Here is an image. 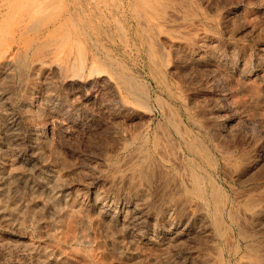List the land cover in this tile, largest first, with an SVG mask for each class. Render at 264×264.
I'll return each mask as SVG.
<instances>
[{
  "label": "rangeland",
  "instance_id": "1",
  "mask_svg": "<svg viewBox=\"0 0 264 264\" xmlns=\"http://www.w3.org/2000/svg\"><path fill=\"white\" fill-rule=\"evenodd\" d=\"M141 2L145 0H0V172L10 168L13 174L12 178L0 180V204L15 211L11 226L0 224V264H9L15 259L12 242L19 239L57 244L69 253L79 254L88 264H188L195 250L199 258L194 254L193 264L200 259L203 262L198 264H264V219L247 217L243 213L248 198L264 191V181L260 176L262 172L264 174V148L259 147L264 144V82L251 75L254 58L258 55L264 58V0H164L166 6L149 25L137 17L136 8ZM169 3L181 8L174 6V9ZM34 7L37 8L33 10ZM26 10L31 11L26 14ZM66 11L74 14L65 22L62 18ZM83 23L92 28L98 48L84 38H72ZM147 34L151 41L143 39ZM199 34L207 35L214 40L213 45L219 47L209 59L208 63H213L211 65L191 62L190 65L187 54L180 52L177 55L179 53L175 52V41L197 43ZM64 50L66 55L62 57ZM104 53L114 57L116 71L119 70L120 79L112 82L116 97L127 106L120 109L121 112L112 105L111 92L101 93L88 81L93 59L99 56L103 59ZM47 55L50 60L66 66L65 74L79 77V84H64L49 61L50 65L47 62L43 65L34 63L39 57L47 58ZM177 56L182 57V61ZM242 61L248 68V75L244 72L241 74L243 77H239L236 70L239 72ZM94 64L105 69L103 63ZM107 97L110 104L107 106L105 103L104 106ZM45 99H51L49 108L43 105ZM59 122L65 124L64 129ZM34 128L45 137L36 139ZM154 134L163 141L165 148L168 144L176 152L184 148V136H188L194 145L202 142L205 146L199 151L196 161L203 166L201 169L208 177V172L213 175L211 180L214 179L219 192V195L215 193L217 197L221 200L228 197L221 223H216V215L212 210L210 212L218 241L209 247L213 248L211 252L201 246L199 240L196 245L197 240H188L182 246L177 245L179 249L169 246L166 251L165 248L158 251L147 243V238L153 235L146 227L147 223L136 219L132 227L139 230V243L153 248L152 251L146 247L143 250L139 244L143 254L149 252L140 263L135 261L138 258L133 254L136 244L134 246L131 232L122 229L123 233L121 227L113 223L118 212L129 215L135 206H145L148 196L146 193L135 194L124 182L116 180L114 165L131 153L134 144L138 145L142 139L151 138ZM136 135L139 136L137 141H132ZM118 142L124 146L117 147ZM167 148L173 153L171 147ZM222 148L229 157L240 162L239 166H227L226 155L218 151ZM113 156H117L118 162L116 158L113 160ZM185 158L187 165H196L187 156ZM253 159H258V164L250 168L249 161ZM238 168L247 170V174L238 177ZM52 170L60 177L58 184L61 189L66 193L74 191L81 194V207L88 209L89 215L91 197L87 183L93 179L94 185L107 195L106 201L114 210L113 219L109 221L90 215L94 221L91 224L68 214L58 220L65 201L60 200L56 205L46 203L55 185L49 179ZM220 193L225 194L224 197ZM103 201L100 206L106 202ZM30 205L33 206L32 211L27 209ZM57 223L59 227H56ZM180 247L190 260L180 257L183 254ZM168 249L171 253L167 252ZM163 250L167 253L163 254ZM154 252L166 257L157 253L158 258ZM201 252L209 256L201 255Z\"/></svg>",
  "mask_w": 264,
  "mask_h": 264
},
{
  "label": "bare ground",
  "instance_id": "2",
  "mask_svg": "<svg viewBox=\"0 0 264 264\" xmlns=\"http://www.w3.org/2000/svg\"><path fill=\"white\" fill-rule=\"evenodd\" d=\"M43 0H41L42 2ZM164 0H145V2H141V4L139 5V8H136V14L137 17H139V20H143L147 25H149L151 22V19H153V17L157 14H159V11L162 10L166 4L163 2ZM34 2V1H33ZM175 2V0H174ZM182 2V0H181ZM11 4V3H10ZM17 4V3H16ZM19 4V3H18ZM171 3H169L170 5ZM183 4V3H182ZM256 4V3H255ZM1 5V4H0ZM41 5V4H40ZM40 5H36L37 7H40ZM44 5V4H42ZM172 5V4H171ZM170 5V6H171ZM10 6V5H8ZM16 6V5H15ZM45 6V5H44ZM50 6V5H49ZM174 6H176L174 4ZM171 6V7H174ZM178 6V5H177ZM176 6V7H177ZM183 6V5H182ZM188 6V5H185ZM37 7H34L33 10H35ZM47 7V6H46ZM41 8V7H40ZM42 8H44L42 6ZM49 8V7H48ZM178 9H180L179 7H177ZM45 9V8H44ZM175 9V7H174ZM224 9V8H223ZM1 11V10H0ZM11 11V10H10ZM13 11V10H12ZM31 11V10H30ZM30 11L26 10V14L30 13ZM41 11V10H40ZM168 11V10H167ZM184 11V10H183ZM222 11V10H221ZM240 11V10H239ZM25 12V11H23ZM171 12V11H168ZM166 12V13H168ZM1 13V12H0ZM173 13V12H172ZM171 13V14H172ZM24 14V13H23ZM74 12L71 11H66V13L64 14L62 20H65V22L68 19H72ZM163 14V13H162ZM170 14V13H169ZM251 14V12H250ZM257 14V13H256ZM41 15V14H40ZM174 15V14H172ZM1 16V15H0ZM6 16V15H5ZM27 16V15H26ZM256 16V15H255ZM134 17V16H133ZM176 17V16H175ZM1 18V17H0ZM44 18V17H43ZM136 18V17H135ZM178 18V15H177ZM229 18V17H228ZM84 19V18H83ZM163 22L165 20V18H163ZM241 19V18H240ZM264 19V18H263ZM173 20V19H172ZM40 21V20H39ZM147 21V22H146ZM87 22V21H86ZM231 22V21H230ZM154 23V22H153ZM161 24V23H160ZM175 24V23H174ZM184 24V23H183ZM252 24V23H251ZM51 25V24H50ZM79 25V23H78ZM168 25V24H167ZM202 26V25H201ZM225 27V26H224ZM237 27V26H236ZM80 30L77 32V34L75 36H72V38H84L86 41H91V44L93 47L98 48L97 44H96V36L95 34L92 32V28L88 25V24H82L80 26ZM263 28V27H262ZM154 29V28H153ZM195 29V28H193ZM228 29V28H227ZM225 29V30H227ZM155 31V30H154ZM258 31V30H257ZM193 32V31H192ZM34 33V32H33ZM184 33V32H183ZM224 33V32H223ZM202 34V33H201ZM200 35V34H199ZM242 35V34H241ZM102 36V35H101ZM255 36V35H254ZM98 38V37H97ZM146 41H151L150 40V36L147 34L144 36L143 38ZM213 39V38H212ZM156 41V39H155ZM214 40H210L208 38L207 35H200L199 37V41L197 43H191V42H187V41H175L174 45L176 46L175 48V52L179 53L177 55H180V52H182L183 54H187V58L189 60V64L191 65V63L194 64H199V65H211L212 63V59L210 60L211 63L209 64V59L212 58V54L217 51L219 49V47L216 45H213ZM169 42V41H168ZM215 43V42H214ZM73 44V43H72ZM90 44V43H89ZM90 44V45H91ZM103 44V43H102ZM157 44V43H156ZM218 44V43H217ZM3 45V44H2ZM89 45V46H90ZM99 46V45H98ZM129 46V45H128ZM157 48L159 49V44H157ZM248 46V45H247ZM101 47V46H100ZM218 47V48H216ZM261 47V46H260ZM156 48V47H155ZM233 48V47H232ZM236 49V48H235ZM243 49V48H242ZM97 50V49H96ZM161 50V49H159ZM158 51V50H157ZM214 51V52H213ZM105 52V51H103ZM102 52V54H103ZM161 52L163 53V51L161 50ZM226 52V51H225ZM230 52V51H229ZM172 53V52H171ZM235 53V52H234ZM48 54V53H47ZM97 54V53H96ZM105 54V53H104ZM161 54V53H159ZM164 54V53H163ZM221 54V53H220ZM62 57H64L66 55L65 50L62 52ZM173 55V54H172ZM212 55V56H211ZM216 55V54H215ZM225 55V54H224ZM59 56V55H58ZM155 56V55H154ZM160 56V55H158ZM183 58L184 56L181 55ZM211 56V57H210ZM39 57V56H38ZM44 57V56H43ZM100 57V56H99ZM96 57V59H93V65H91V67L89 68V80L90 81V85H93L97 88L96 90L101 92V93H107V92H111V95L113 96L112 98V105L116 106L115 109H125L127 106L126 104H124V102L116 97V91L114 89L113 86V79H120V76L118 74L119 70L116 71V65H115V61H114V57L110 56V54L106 53L104 58L101 59V57ZM161 57V56H160ZM178 58H180V56H177ZM177 57H175L176 59H178ZM181 57V58H182ZM185 57V58H186ZM245 57V56H244ZM243 57V58H244ZM48 58V55H47ZM41 58L39 57L38 59L35 60L34 63L43 65L44 63L46 64L47 61L50 62L51 66L53 67V71L56 72V75L58 74L60 77H62V82L64 84H79L80 78L70 75V74H65L66 71V66L63 65L62 63L56 62L55 60H50V58ZM54 58V57H52ZM59 58V57H58ZM157 58V57H156ZM164 58V55H163ZM162 58V59H163ZM180 58V59H181ZM184 58V59H185ZM214 58V57H213ZM223 58V57H222ZM242 58V59H243ZM161 59V60H162ZM179 59V61H180ZM221 59V58H220ZM215 60V59H214ZM244 60V59H243ZM251 60V59H250ZM62 61V60H61ZM164 61V60H163ZM175 61V60H174ZM182 61V59H181ZM248 61V60H247ZM246 61V62H247ZM95 62H99V64H104V68H97V66L94 64ZM177 62V61H176ZM175 62V63H176ZM191 62V63H190ZM182 63V62H180ZM178 63V64H180ZM185 63H188L185 61ZM48 64V62H47ZM48 64V65H50ZM163 64V63H162ZM177 64V63H176ZM213 64V63H212ZM217 64V63H216ZM214 63V65H216ZM219 64V62H218ZM241 67L238 68V71L236 70V75H240L242 73H244L245 75L247 73V69L244 67L245 62L242 61L240 63ZM252 64V63H251ZM73 65V63L71 64ZM166 65V64H165ZM184 65V63L182 64ZM179 65V66H182ZM189 65V66H190ZM39 66V65H38ZM50 66V67H51ZM175 66V65H173ZM178 66V65H176ZM185 66V65H184ZM183 66V67H184ZM188 66V65H187ZM195 66V65H194ZM246 66V65H245ZM101 67V66H99ZM170 67V66H169ZM198 67V66H197ZM201 67V66H200ZM205 67V66H204ZM207 67V66H206ZM215 67V66H214ZM217 67V65H216ZM222 67V66H221ZM71 68V67H69ZM174 68V67H172ZM171 68V69H172ZM194 68V67H193ZM212 68V67H211ZM250 68V67H249ZM21 69V68H20ZM41 69V68H40ZM52 69V68H51ZM178 69V68H177ZM195 69V68H194ZM203 69V68H202ZM206 69V68H205ZM204 69V70H205ZM209 69V68H208ZM213 69V68H212ZM211 69V70H212ZM215 69V68H214ZM219 69V68H218ZM123 70V69H122ZM190 70V69H189ZM223 70V69H222ZM49 71V70H48ZM171 71V70H170ZM174 71V70H172ZM176 71V70H175ZM202 71V70H201ZM200 71V73H201ZM206 71V70H205ZM216 71V69H215ZM70 72V71H69ZM189 72V71H188ZM187 72V73H188ZM198 72V71H197ZM213 72V71H212ZM218 72V71H217ZM220 72V71H219ZM199 73V74H200ZM203 73V72H202ZM210 73V72H209ZM233 73V72H232ZM239 73V74H238ZM175 74V73H174ZM198 74V75H199ZM243 74V75H244ZM250 74V73H249ZM49 75V74H48ZM80 75V74H79ZM179 75V74H178ZM196 75V74H195ZM201 75V74H200ZM207 75V74H206ZM216 75V74H215ZM235 75V76H236ZM251 75L258 76V78L261 79V81L264 82V58L261 57L260 55L256 56L254 58V65H253V69H252V73ZM183 76V75H182ZM186 76V75H185ZM197 76V75H196ZM204 76V75H203ZM242 76V75H241ZM252 76V77H253ZM217 77V76H216ZM243 77V76H242ZM253 77V78H254ZM176 78V77H175ZM219 78V77H218ZM227 78V77H226ZM257 78V79H258ZM210 79V78H209ZM87 80V79H86ZM234 80V79H233ZM238 80V79H237ZM53 81V80H52ZM216 81V80H215ZM224 81V80H223ZM228 81V80H227ZM231 81V80H230ZM239 81V80H238ZM260 81V80H259ZM210 82V81H208ZM92 83V84H91ZM206 83V82H205ZM241 83V81H240ZM81 84V83H80ZM195 84V83H194ZM193 84V85H194ZM230 84V83H229ZM55 85V84H53ZM123 86V85H122ZM248 86V85H247ZM50 87V86H49ZM55 87V86H54ZM76 87V86H75ZM201 87V86H200ZM89 88V86H88ZM127 88V87H126ZM138 88V87H137ZM249 88V87H248ZM84 92V91H83ZM94 92H96L94 90ZM234 92V91H233ZM54 93V91H53ZM56 93V92H55ZM54 93V94H55ZM185 93V92H184ZM238 93V92H237ZM240 93V91H239ZM238 93V94H239ZM97 94V93H96ZM171 94V93H170ZM254 94V93H253ZM53 95V94H52ZM106 95V94H105ZM58 96V95H57ZM103 96V95H102ZM107 96V95H106ZM111 96V97H112ZM196 96V95H195ZM53 97V96H52ZM63 97V96H61ZM47 98V97H46ZM108 98V97H107ZM105 98V99H107ZM227 98V97H226ZM101 99V98H100ZM2 100V99H1ZM46 101H44V106L45 107H50V100L51 99H45ZM93 100V99H92ZM141 100V99H140ZM62 101V100H61ZM66 101V100H65ZM102 103L104 102V100L101 101ZM100 102V103H101ZM109 98L107 99V102H104L103 105L106 103H109ZM30 103V102H29ZM62 103V102H61ZM60 103V105H61ZM192 103V102H191ZM64 104V102H63ZM110 104V103H109ZM139 104V103H138ZM204 104V103H203ZM58 105V104H56ZM58 105V106H60ZM102 105V104H100ZM105 106V105H104ZM108 106V104H107ZM160 106V105H159ZM52 107V106H51ZM54 107V106H53ZM62 107V106H61ZM80 107V106H79ZM100 107V106H99ZM112 107V106H111ZM59 108V107H57ZM86 108V107H85ZM105 108V107H104ZM108 108V107H107ZM143 108V107H142ZM61 109V108H60ZM79 109V108H78ZM84 109V108H83ZM113 109V107H112ZM164 109V108H163ZM58 110V109H57ZM56 113L58 114L59 112H62L60 110L57 111ZM103 110V109H102ZM106 110V109H105ZM261 110V109H260ZM50 111V110H49ZM52 111V110H51ZM118 111V112H119ZM122 111V110H121ZM120 111V112H121ZM124 111V110H123ZM264 111V110H263ZM165 112V111H164ZM131 113V112H130ZM61 114V113H60ZM108 114V113H107ZM167 114V113H166ZM209 114V113H208ZM116 116V115H114ZM56 118V117H55ZM54 118V119H55ZM114 118V117H112ZM239 118V117H238ZM246 118V117H245ZM252 118V117H251ZM250 118V119H251ZM258 118V117H257ZM148 119V118H147ZM242 119V118H241ZM139 120V119H138ZM260 120V119H259ZM64 121V120H63ZM135 122V121H134ZM139 122V121H138ZM252 122V121H250ZM52 123V122H51ZM132 123V122H131ZM260 123V122H259ZM61 127H63L62 122L58 123ZM127 124V123H126ZM129 124V123H128ZM141 124V123H140ZM253 124V123H252ZM65 125V124H64ZM109 125V124H108ZM158 125V124H157ZM68 126V125H66ZM65 126V127H66ZM11 127V126H10ZM9 127V129H10ZM90 127V126H89ZM93 127V125L91 126V128ZM230 127V126H229ZM13 128V127H12ZM10 130H13V129ZM135 128V127H133ZM138 128V127H137ZM157 128V127H156ZM160 128V127H159ZM234 128V127H233ZM15 129V128H14ZM61 129H64L61 128ZM94 129V128H93ZM66 130V128H65ZM83 130V129H82ZM158 130V129H157ZM163 130V129H162ZM15 131V130H14ZM56 131V130H55ZM61 131V130H60ZM63 131V130H62ZM67 131V130H66ZM112 131V130H111ZM164 131V130H163ZM227 131V130H226ZM230 131V130H229ZM228 131V132H229ZM89 132V131H88ZM93 132V131H92ZM128 132V131H127ZM160 132V131H159ZM165 132V131H164ZM212 132V130H211ZM215 134L217 131H215ZM61 133V132H60ZM59 133V134H60ZM113 133V132H112ZM144 133V132H143ZM226 133V132H225ZM232 133V132H231ZM33 134L35 135L36 139H43L45 136H43V133L37 129L34 128L33 130ZM88 134V133H87ZM115 134V133H114ZM123 134V133H122ZM142 134V133H141ZM159 134V133H158ZM16 135V134H15ZM146 135V134H145ZM148 135V134H147ZM162 135V134H161ZM231 135V134H230ZM14 136V135H13ZM48 136V135H47ZM60 136V135H59ZM58 136V137H59ZM113 136V135H112ZM214 136V133H213ZM228 136V135H227ZM123 137V136H122ZM139 136L136 135L133 138H131V140L133 141L134 139L138 138ZM148 137V136H147ZM162 137V136H161ZM218 137V136H217ZM17 138V137H16ZM68 138V137H67ZM104 138V137H103ZM109 138V137H108ZM145 138V136H144ZM165 138V137H164ZM61 139V138H60ZM64 139V138H63ZM107 139V138H106ZM111 139V138H110ZM108 140V139H107ZM122 140V138H121ZM66 141V140H65ZM105 141V140H104ZM137 141V139H136ZM172 141V140H171ZM203 141V140H202ZM254 141V140H253ZM40 142V141H39ZM108 142V141H107ZM125 142V141H124ZM168 142V141H167ZM166 142V143H167ZM179 142V141H178ZM184 142V148H182V151L180 152H176V150L174 151V148H172L173 146H169L167 144L168 147H171L173 149V153L171 150H169L166 146L165 148V144L163 145V141L159 138H157L154 134V136H151V138H145L142 139L141 143L138 145L133 146V148H131V153L129 154V152L127 154L126 157H124V159L119 163V164H115V161L117 160V156L114 157L113 160L114 161L113 164L114 165V169L113 172L118 176V179L121 182H124V184H126L130 190H132L133 193H146L148 196L146 197V195L143 197H146L145 199V206L142 207H136L132 210L131 209V213L129 215L123 213V211L118 212L116 215V218L114 220L113 223H116L118 226H120L121 230H129L132 234L133 241H134V246L136 244V247L133 252V254H135L134 257L138 258L135 259V261H139L142 259H145V256L148 253H142L143 251H141V248H143V250L145 249V247L147 248V246L142 245L139 243V239H140V235L138 234V231L136 229H134L132 226L134 224V222L136 221V219H140L142 221H144L145 223H147V228L151 231V233H153L152 236H149L147 238V243L151 244V246L153 248H158L157 250L159 251V249L161 248H165L166 251V247L169 248V246L171 247V249L173 248V246H175L177 248V245L182 246L185 241H195V245L196 242H198L199 240V244L203 247H207V251L209 250V252H211V248L214 246L218 241H217V237L214 233V226L212 225V219H211V215L210 212L211 210L214 212V214L216 216V220L214 219V221H216V223H221V221H223V217H224V212L226 210L227 207V199H228V194H226L227 199H225L224 195L225 194H221L224 197L223 200H221L220 198L217 197L216 194L219 195V192L216 191V187H215V181L213 179V181L211 180V172H208L207 174L210 173V177H208L206 175V173H204V169H201V167L203 168L202 165H200L197 161L196 158H198L199 156V151L200 150H204L205 146L204 144L201 142L200 144L196 143V145H194V143L192 141H190V139L188 138V136H184L183 139ZM181 143V142H180ZM49 144V143H48ZM118 144L117 147H121L123 145V143L118 142L116 143V145ZM126 145V142L124 143ZM129 144L131 145L132 142H129ZM174 144V143H173ZM172 144V145H173ZM53 145V144H51ZM50 145V146H51ZM114 145V146H116ZM175 145V144H174ZM251 145V144H250ZM124 146V145H123ZM132 146V145H131ZM128 147V145H127ZM130 147V146H129ZM128 147V149H129ZM175 147V146H174ZM207 147V146H206ZM260 148H264V144L259 146ZM112 149V148H111ZM115 149V148H113ZM119 149V148H118ZM127 149V150H128ZM181 149V148H180ZM223 150H218L220 151V153L225 154L226 158V164L227 166H233L234 168L239 166L240 162L232 157H229L227 155V152L224 151V148H222ZM117 150V148L115 149V151ZM217 150V149H215ZM118 151V150H117ZM125 151V150H123ZM170 151V152H168ZM262 151V150H261ZM113 152V151H112ZM122 152V150H121ZM120 152V153H121ZM176 152V153H174ZM264 152V151H263ZM37 153V152H36ZM170 153L174 154V155H170ZM117 154V153H116ZM126 154V152H125ZM124 154V155H125ZM260 154V153H259ZM264 154V153H263ZM123 155V154H121ZM120 155V156H121ZM123 155V156H124ZM103 156V155H102ZM187 156V158H190L191 160H193L195 162L196 165L194 166H189L186 164L185 161V157ZM122 157V156H121ZM120 157V158H121ZM223 157V156H222ZM119 158V157H118ZM119 158V159H120ZM123 158V157H122ZM259 158V156H258ZM263 159V158H262ZM93 160V159H92ZM101 160V159H100ZM112 160V159H111ZM112 160V161H113ZM201 160V159H200ZM98 161V160H97ZM120 161V160H119ZM203 161V160H202ZM103 162V161H101ZM109 162V160H108ZM107 162V163H108ZM118 162V160H117ZM116 162V163H117ZM205 161H203L204 163ZM193 163V162H192ZM111 164V163H110ZM109 164V166H110ZM111 164V165H113ZM191 164V163H190ZM258 164V159H253L249 161V166L250 168L255 167V165ZM261 164V163H259ZM99 165V164H98ZM103 165V164H101ZM206 165V164H205ZM262 165V164H261ZM91 167V166H90ZM106 167V166H105ZM224 167V166H223ZM247 167V166H246ZM19 168V167H18ZM53 168V167H52ZM104 168V167H103ZM227 168V167H226ZM233 168V169H234ZM109 169V168H108ZM228 169V168H227ZM249 169V168H248ZM264 169V168H263ZM112 170V169H111ZM231 170V169H230ZM229 170V171H230ZM88 171V170H87ZM208 171V170H207ZM237 171V175L238 177L246 175L247 174V170H244L242 168H238L236 169ZM251 171V170H250ZM253 171V170H252ZM251 171V172H252ZM257 171V170H256ZM51 172V171H50ZM91 172V171H90ZM226 172V171H225ZM250 172V173H251ZM259 173V172H258ZM111 174V173H110ZM114 174V175H115ZM231 174V173H230ZM112 175V174H111ZM264 175L263 172L260 175L264 181ZM13 174H11V170L9 168V170H2L0 172V180H7L8 178H12ZM88 176V175H87ZM109 176V175H108ZM113 176V175H112ZM111 176V177H112ZM213 176V175H212ZM251 176V175H250ZM254 176V175H253ZM258 176V175H257ZM98 177V176H97ZM259 177V176H258ZM85 178V177H84ZM113 178V177H112ZM214 178V177H213ZM50 181H52L55 185L52 187L51 191L52 193L50 194V196L47 197L46 199V203L47 205H56L60 200H64V208L61 209L59 211V219H61V217H63L64 215H74L79 217L80 219L89 222L91 224L93 221V218L90 216H95L96 218H100L102 217L103 219H107L109 221H111L110 219H113L112 217L113 215V211L111 208L110 203H108L106 201L107 199V195L103 194L99 188L97 186L94 185L93 179H90L89 177V181H88V186H89V190H90V196L91 197V214L89 215V211L88 209H84L83 207H81V194L79 192H71V193H66L65 189H61V185L59 186L58 182L60 180V177L58 176V174H56L53 170L52 173L49 177ZM103 179V178H102ZM250 179V177H249ZM14 180V179H13ZM95 180V179H94ZM97 180V179H96ZM115 180V181H116ZM105 182V181H104ZM58 186H57V185ZM215 184V185H214ZM219 187V185H217ZM224 187V186H223ZM259 187V186H258ZM257 187V188H258ZM225 188V187H224ZM126 189V188H125ZM255 189V188H254ZM80 190V189H79ZM78 190V191H79ZM70 191V190H69ZM76 191V190H75ZM81 191V190H80ZM226 191V190H225ZM259 191V190H258ZM121 192V191H120ZM218 192V193H217ZM241 192V191H240ZM216 193V194H215ZM127 194V193H126ZM132 194V193H131ZM242 195V194H241ZM253 195V194H252ZM250 198H248V201L245 203V208L243 210V213L245 215H249V217L251 218H256L258 219V217H261L262 219H264V191H261L258 194H255L254 196H252ZM142 196V195H140ZM244 196V195H243ZM68 197H72L71 199H67ZM221 197V198H223ZM134 198V197H133ZM220 200H217V199ZM106 201L105 203H103V205L100 206V203L102 201ZM129 200V199H128ZM132 200V199H131ZM136 200V199H135ZM134 200V201H135ZM139 200V199H137ZM142 201V199H140ZM103 201V202H104ZM141 201H139L141 203ZM138 202V203H139ZM16 203V202H15ZM137 203V202H136ZM135 203V204H136ZM137 203V204H138ZM139 203V204H140ZM133 204V203H132ZM143 204V203H142ZM141 204V205H142ZM16 205V204H15ZM140 205V206H141ZM144 205V204H143ZM61 206V205H60ZM115 206V204H114ZM131 206V205H130ZM51 207V206H50ZM28 211H32L33 206L30 205L27 207ZM242 209V208H241ZM231 210V209H230ZM19 211V210H17ZM21 211V210H20ZM58 211V210H57ZM120 211V210H119ZM129 212V211H128ZM127 212V213H128ZM212 212V213H213ZM34 213V212H33ZM226 213V212H225ZM15 211L13 209H9L6 205L4 204H0V224L3 225H10L13 222V218ZM213 214V215H214ZM39 215V214H38ZM67 218V216H66ZM98 220V219H97ZM139 220V221H140ZM99 221V220H98ZM141 221V222H142ZM60 222V221H58ZM78 222V221H77ZM85 222V223H86ZM94 222V221H93ZM142 222V223H144ZM105 223V222H104ZM107 225L111 224L109 222H106ZM109 223V224H108ZM215 223V224H216ZM261 223V222H260ZM58 225H56V227H59V223H57ZM95 224V223H94ZM114 225V224H113ZM259 225V224H258ZM11 226V225H10ZM13 226V225H12ZM16 226V225H15ZM96 226V225H94ZM136 227V225H134ZM220 226V225H219ZM257 226V225H256ZM115 227V226H114ZM236 227V226H235ZM94 228V227H93ZM112 228V227H111ZM53 229V228H52ZM60 229V228H59ZM114 229V228H113ZM119 229V230H120ZM93 230V229H92ZM122 230V232H123ZM126 230V232H127ZM58 231V230H57ZM56 232V231H55ZM60 232V231H59ZM118 232V231H116ZM114 233V232H113ZM119 233V232H118ZM125 233V232H123ZM44 234V233H43ZM58 234V233H57ZM62 234V233H61ZM98 234V233H97ZM120 234L121 231H120ZM128 234V233H127ZM126 234V236H127ZM130 234V235H131ZM150 234V233H149ZM60 235V233H59ZM104 235V234H103ZM147 235V234H146ZM41 236V235H40ZM57 236V235H56ZM61 236V235H60ZM87 236V235H86ZM129 237V236H128ZM197 238V239H195ZM8 239V238H7ZM126 237H125V241H126ZM146 239V238H145ZM221 239V238H220ZM124 240V238H123ZM129 240V239H128ZM127 240V241H128ZM144 240V239H143ZM36 241V240H35ZM132 241V240H131ZM189 241V242H190ZM123 242V241H122ZM103 243V242H102ZM125 243V242H124ZM130 243V242H128ZM186 243V242H185ZM197 243V244H198ZM139 244L141 246V248L139 247ZM189 244V243H188ZM185 245V244H184ZM12 246L14 248V251L16 252V256L15 259H10L9 264H88L87 261H85L82 256H80L79 254H74V253H69V251H65L63 248L64 247H60L57 244H41V243H36L34 241H31V239H19V240H13L12 242ZM126 246V245H125ZM144 246V247H142ZM150 246V245H149ZM147 248V249H151V251L153 250V248ZM190 246V245H189ZM193 246V245H192ZM103 247V246H102ZM174 247V248H175ZM195 248L198 246H194ZM200 247V246H199ZM81 248V247H80ZM104 248V247H103ZM181 248V247H180ZM185 248V247H184ZM191 248V247H190ZM194 248V249H195ZM202 248V247H201ZM4 249V248H3ZM6 249V248H5ZM179 249V247L177 248ZM192 249V248H191ZM211 249V250H210ZM97 250V249H96ZM133 250V249H132ZM155 250V249H154ZM155 250V251H157ZM181 250L183 251V254H178L180 257L184 256V250L181 248ZM180 250V251H181ZM188 250V247H187ZM203 250V249H202ZM1 251V250H0ZM179 250H176V252H178ZM193 251V250H192ZM196 252L194 254H196V256L198 257V253L197 250H195ZM206 251V250H204ZM84 252V251H83ZM145 252V251H144ZM162 252V250L160 251ZM160 252L158 253L159 256H162L160 254ZM164 252V250H163ZM169 253H171V251H168ZM164 252L163 254L167 253ZM175 252V250H174ZM4 253V252H3ZM156 252H154L155 255H157ZM173 253V252H172ZM188 253V252H187ZM202 253V252H201ZM192 254V253H191ZM192 254L194 257L195 255ZM204 252L201 254L203 255ZM209 256L208 253H205ZM204 254V255H205ZM5 255V253H4ZM145 255V256H144ZM175 255V254H174ZM188 255V254H187ZM190 255V254H189ZM191 255V256H192ZM200 255V254H199ZM206 255V256H207ZM152 256V255H151ZM150 256V257H151ZM192 256V257H193ZM207 256V257H208ZM97 257V256H96ZM99 257V256H98ZM131 257V255H130ZM149 257V255L147 256ZM146 257V258H147ZM153 257V256H152ZM155 257V256H154ZM158 257V255L156 256ZM162 257H166V256H162ZM191 257V260H192ZM203 257V256H202ZM200 257V258H202ZM205 257V256H204ZM243 257V256H242ZM247 257V256H246ZM159 258V257H158ZM168 258V257H167ZM183 258L185 259H189L186 258V256H184ZM199 258V257H198ZM100 259V258H99ZM163 259V258H162ZM161 259V260H162ZM181 259V258H180ZM209 259V258H208ZM89 260V259H88ZM102 260V259H101ZM108 260V259H107ZM160 260V259H159ZM164 260V259H163ZM190 260V259H189ZM188 260V261H189ZM187 262L188 264L191 263L192 261ZM193 260H195L193 258ZM202 260V259H200ZM198 260L197 262L201 263L203 261ZM204 260V258H203ZM207 260V259H206ZM205 260V261H206ZM112 261V260H111ZM121 260H119L120 262ZM144 261V260H143ZM147 261V259H146ZM145 261V262H146ZM150 261V260H149ZM165 261V260H164ZM167 261V259H166ZM182 263V259L180 260ZM109 262V261H108ZM106 262V263H108ZM156 262V261H155ZM180 262V263H181ZM194 262V261H193ZM193 262L191 264H193ZM195 260V263H197ZM137 263V262H135ZM141 263V262H140ZM185 263V262H184ZM194 263V264H195ZM197 263V264H198ZM205 263V262H204ZM122 264V263H120Z\"/></svg>",
  "mask_w": 264,
  "mask_h": 264
}]
</instances>
